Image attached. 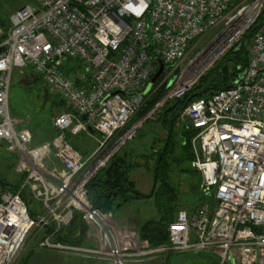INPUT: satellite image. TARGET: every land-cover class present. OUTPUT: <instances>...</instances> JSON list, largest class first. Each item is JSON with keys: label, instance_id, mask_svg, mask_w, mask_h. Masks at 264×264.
Listing matches in <instances>:
<instances>
[{"label": "built area", "instance_id": "2783aa9c", "mask_svg": "<svg viewBox=\"0 0 264 264\" xmlns=\"http://www.w3.org/2000/svg\"><path fill=\"white\" fill-rule=\"evenodd\" d=\"M263 6L264 0H29L13 11L0 40V140L18 150V168L25 175L15 188L0 185V264L18 260L34 228L42 230L39 248L108 264L200 250L215 252L217 264H264V22L253 34L248 64L235 82L183 109L196 130L192 165L211 200L192 211L179 209L169 223V239L153 245L138 226L111 219L109 211L93 205L87 190L91 176L145 118L184 96L210 67L221 34L206 46L214 54L211 60L205 49L191 52L202 36L236 22L243 36ZM247 7L255 13L243 20ZM69 57L84 63L85 71L76 73L83 83L64 69ZM161 63L169 70L163 66L150 84ZM27 66L69 106L53 119L58 133L52 145L63 171L44 166V147L32 144L33 130L17 125L12 114L13 71ZM166 82L139 125L127 127L149 92ZM90 128L103 134L105 151L87 164V155L67 134ZM25 193L41 207L31 208ZM77 212L86 231L61 237Z\"/></svg>", "mask_w": 264, "mask_h": 264}, {"label": "rangeland", "instance_id": "374dc122", "mask_svg": "<svg viewBox=\"0 0 264 264\" xmlns=\"http://www.w3.org/2000/svg\"><path fill=\"white\" fill-rule=\"evenodd\" d=\"M22 1L0 0V10L5 21L4 24H0V35L10 26V15ZM244 14H248V11L244 12ZM237 23L224 31L225 24H220L210 29L202 36L197 47L191 50L192 54L194 55L205 49L206 59L211 60L214 54H211L212 52L206 49V46L210 45L214 35L220 33V38L215 39L213 44L216 47V50L213 51L215 52V59L212 61L210 67L213 64L215 65L226 49L241 36L238 29L242 25L237 26ZM220 28L221 31H219ZM195 42L190 43V46ZM163 66H166V71L169 70L167 64H163ZM79 72L83 73L84 70L79 69ZM73 75L76 76V74ZM171 76L168 78H171ZM167 103L151 116L145 118L141 125L138 123H140L142 117L134 115L127 127L139 125L135 134L122 142L115 152L126 155L129 160H135V167L132 168L130 176L134 179L138 189L145 193H150L152 188L158 186L160 183L155 179V170L162 157L160 153L163 151L162 154H164L165 152L170 123L174 124L171 132L172 143L170 151L166 154L164 162L167 165L168 176L176 187L180 209L186 208L189 210L192 207H196L203 200H211V198L202 190L201 173L191 165L189 158L190 148L194 152L192 146L194 134L192 135L186 127L190 123L189 119L182 109L175 117H171L168 121L165 109L168 107ZM10 107L16 124H24L33 130L32 144L44 147V166L48 170L63 171L62 162L56 158V150L52 145V138L55 131L58 133V129L53 125L54 117L61 111L69 108L65 98L50 86L31 66L25 68L15 67L10 89ZM187 137L190 139L189 145L188 143L185 144L188 141ZM102 139L103 134L99 132L93 134L83 132L76 137L80 150L87 155V164L98 160L105 151L100 147ZM9 145V142H2L0 140V178L8 183L17 184L23 180L24 172L18 168L20 158L18 150L13 146L9 147ZM119 200L123 206L120 205L118 209L107 210L110 212L109 217L111 216V219L118 220V222L122 221V223L139 227L142 220L157 216L153 195L127 201L123 199ZM28 201L33 209L41 207V203L32 197H29ZM125 211L127 212L125 213ZM122 214H124V218L121 217ZM32 231L28 236L23 253L14 264H71L68 261L71 255L37 247L36 243L42 230L34 228ZM169 254L130 264H200L202 253L190 251L172 252ZM76 260V264L89 263V260Z\"/></svg>", "mask_w": 264, "mask_h": 264}, {"label": "trees", "instance_id": "16d2710c", "mask_svg": "<svg viewBox=\"0 0 264 264\" xmlns=\"http://www.w3.org/2000/svg\"><path fill=\"white\" fill-rule=\"evenodd\" d=\"M28 1L29 0H23L21 4H18V7H15V10ZM263 19L264 6L256 20L249 26L248 30L243 33L244 36L250 29H253L252 35L247 37L245 42H242L243 36L237 39L222 54L216 64H213L211 67H209L199 77L192 89L186 92L184 96L168 101L166 104L168 107L165 108L168 115V121L171 117H175L179 111L184 109L193 99L200 96H207L213 91L230 86L235 82L236 78H238L244 72L248 64L250 56L249 48L252 37L254 32L260 26L259 22ZM4 22L3 14L0 10V24H4ZM6 31L0 35V40L6 36ZM64 69L67 71V73L72 75L76 74L77 70L79 69L85 70V65L81 59L69 57L65 62ZM76 76L75 80L77 83L80 84L84 82L83 79ZM166 84L167 82L162 84L155 91L149 92L144 104L135 113L136 117H142L148 111V109L151 108V106L165 91ZM186 127L192 133V135L194 132H196L190 123L186 125ZM56 133L57 131H55L53 135L55 136ZM79 134L81 133L72 134L68 132L67 134L69 140L77 148H79V146L76 142V137ZM169 138L170 139L168 141L166 138L167 142L165 152L164 154H162L163 151L160 153V156L162 155V157L155 170V179L160 183L158 186H154L150 193H145L138 189L135 185L134 179H132L130 176L132 168L135 167V160H129L126 155L116 152L113 153L107 163L101 166L87 182V190L91 202L93 205L105 211L109 209H116L122 205V202H120L119 199L127 201L153 195L157 209V216L146 219L139 225L140 236L149 240V242L153 245L160 244L169 239V223L174 220L178 210L181 208L179 207V197L176 187L168 176L167 165L164 162L166 154L170 151L172 135H170ZM189 140L190 139L188 138V141L185 144L188 143L189 145ZM190 150L189 158L190 161H192L194 158V152L191 148ZM20 182H22V180ZM20 182L17 184H11L0 178V185L10 186L12 188L17 187ZM25 197L28 199V195L26 193ZM194 208L195 207H192L189 210L192 211ZM87 227L88 226L83 220L82 214L77 212L71 224L65 228V231H63L64 235H60L61 237L65 236L66 239H72V234L76 233L79 229L86 231ZM198 252L202 253L200 256V264H217L219 261L218 256L213 251L200 250Z\"/></svg>", "mask_w": 264, "mask_h": 264}, {"label": "crops", "instance_id": "0c3cea01", "mask_svg": "<svg viewBox=\"0 0 264 264\" xmlns=\"http://www.w3.org/2000/svg\"><path fill=\"white\" fill-rule=\"evenodd\" d=\"M79 71V70H78ZM77 71V72H78ZM85 71V70H84ZM71 76H73V74L71 75ZM74 78H75V76H73ZM76 77H79V76H76ZM24 124H21V125H19V126H23ZM85 132V131H84ZM96 131H94V130H90V131H87V133H90V134H93V133H95ZM83 133V132H82ZM2 141V140H1ZM3 142V141H2ZM194 157H195V152H194ZM57 158V157H56ZM194 159V158H193ZM191 165H192V161H191ZM195 168V167H194ZM28 200H29V198H28ZM30 204V203H29ZM121 206H123V205H121ZM117 209H118V207H117ZM127 211H125V213H126ZM124 214H122L121 215V217L122 218H124L125 216H123ZM120 217V218H121ZM155 217V216H154ZM149 218H151V217H149ZM149 218H146V219H149ZM146 219H144V220H146ZM144 220H142V222L144 221ZM118 221V220H117ZM121 223H122V221H120ZM45 250H49V251H54V252H58V251H55V250H52V249H46L45 248ZM58 253H60V252H58ZM64 254V253H63ZM68 255V254H67ZM70 256V255H69ZM67 259H68V257H67ZM76 259H84L85 261H88L90 264H108L104 259H97V258H86V257H80V256H74V255H71V257H69V259H68V261H69V263H71V264H76ZM88 263V264H89Z\"/></svg>", "mask_w": 264, "mask_h": 264}, {"label": "water", "instance_id": "95a60500", "mask_svg": "<svg viewBox=\"0 0 264 264\" xmlns=\"http://www.w3.org/2000/svg\"><path fill=\"white\" fill-rule=\"evenodd\" d=\"M264 22V19L261 20L259 22V25H261L262 23ZM253 33V29H250L243 37H242V42H245V40L247 39V37H250ZM163 69V63H161V66L160 68L156 71V73L154 74V76L152 77L151 81H150V84L160 75L161 71ZM172 128H173V125L172 123H170V127H169V132H168V135H167V141L169 140V137L171 135V132H172ZM166 141V142H167Z\"/></svg>", "mask_w": 264, "mask_h": 264}, {"label": "bare ground", "instance_id": "6f19581e", "mask_svg": "<svg viewBox=\"0 0 264 264\" xmlns=\"http://www.w3.org/2000/svg\"><path fill=\"white\" fill-rule=\"evenodd\" d=\"M248 11V14H244V12ZM255 13V10L252 7H247L246 9L242 10L241 17H243V20L249 19L253 14ZM230 34V33H229ZM231 37V36H230ZM230 39V38H229ZM90 130H93L90 128Z\"/></svg>", "mask_w": 264, "mask_h": 264}]
</instances>
